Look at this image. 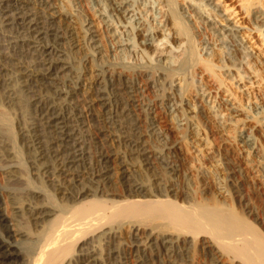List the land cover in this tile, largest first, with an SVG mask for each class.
Masks as SVG:
<instances>
[{"label":"bare ground","instance_id":"bare-ground-1","mask_svg":"<svg viewBox=\"0 0 264 264\" xmlns=\"http://www.w3.org/2000/svg\"><path fill=\"white\" fill-rule=\"evenodd\" d=\"M34 1L0 0V192L14 220L12 237L28 243L25 264H133V258L136 264H264L257 228L264 224L256 220L257 208L243 204L242 171L231 170L235 210L213 198L205 176L184 192L174 180L184 174L185 160L170 161L180 156L177 135L186 141L208 132L202 107L189 113L185 97L197 94L206 102L208 91L220 103L227 81L236 86L235 79L246 83L255 74L264 82V63L244 39L253 40L252 32L264 37V0H159V10L152 0H86L97 24L84 16L82 0H66L71 12L54 0ZM237 14L252 24L243 36ZM163 40L173 46L169 62L152 55ZM169 102L180 124L157 129L151 114ZM231 104L222 105L235 112ZM252 115L246 118L262 123L264 103ZM252 132L237 136L246 158L257 146ZM94 134L116 136L126 147L118 170L122 200L112 199L118 191L110 156L88 158L85 137ZM137 136L157 141L155 152L161 148L157 154L171 170L167 180L137 179L151 165L148 141L139 145ZM125 227L133 231L131 244L121 238ZM114 239L123 241L114 246Z\"/></svg>","mask_w":264,"mask_h":264},{"label":"rangeland","instance_id":"rangeland-1","mask_svg":"<svg viewBox=\"0 0 264 264\" xmlns=\"http://www.w3.org/2000/svg\"><path fill=\"white\" fill-rule=\"evenodd\" d=\"M28 1L30 3H35L34 0H32L33 2L31 0H28ZM143 1H145V0H143ZM152 1L156 3L155 8L158 7V5H159L158 1L159 0H152ZM54 3L56 5H59V6L60 5L65 6V8L67 10H69L70 12L72 11L71 9H69L70 7L68 6V3L66 2V0H54ZM87 5L88 4H87L86 0H82L84 16L86 18H88V20L90 22L96 21V18L93 16L94 14L91 12V10L88 8ZM228 5H230V3H228ZM35 7L39 8L37 5ZM160 8H162V6H159L157 9L159 10ZM140 10H143L142 7ZM148 16H149L148 18H150L151 13H149ZM234 17H237V18L235 19ZM234 17H232L233 19L232 18L231 19L232 20L235 19V21L239 22V24L242 26L241 27L242 33L240 35L243 36V34H247L246 32H248V28H250L252 24L245 22L246 17L244 15L237 14ZM72 20L75 22V26L79 28V26H77V24H76L77 20H75V18H73ZM151 20H153V18ZM98 22L99 21H96L95 24H97ZM100 29H102V30H100ZM79 30H80V28H79ZM79 30H77V32H79ZM99 30L98 31L101 34H103L104 31H103L102 26L99 28ZM251 37L254 39L250 40L251 38L248 39L247 35L244 36V39H246L245 43L248 44L247 45L248 47L251 46V48H252L251 50H253V52L256 53L255 57L256 56L259 57V59L262 60V62L264 63V46L262 45L263 44L262 40L264 41V37L261 36L259 38V35L257 36L255 32H252ZM82 44H81V47H84L83 42H82ZM154 47H156V53L152 54L154 59H158V60L162 59L165 62H169V60L167 59V56L169 54L168 50H170L169 49L170 47L173 49V46H171L169 43H167L166 40H163L162 42H156L154 44ZM83 51H85V50H83ZM173 52H174V55L177 56L180 53V50H177L174 48ZM81 55H82V53H81ZM81 55H78L79 57L76 56L75 58L77 61H78V59L79 60L82 59L80 61L84 62L88 57H84L86 55H83V57L85 58V60H84V58ZM106 60L111 61V59L109 57H107ZM87 62H88L87 63L88 67L93 69L92 65H91L92 62L89 63V59H87ZM144 62H145V60H144ZM262 65L264 66V64H262ZM255 76H256L255 74H252V76H251V78L253 77L251 79L252 82L246 81V83L244 81L238 82L239 79H235V81H237L236 86H231V83L227 81L228 84L226 83V85H228V86H224V87H226L225 89L223 87V91L226 90L224 92L225 96H224L223 101L220 99V103H219L220 95H218V97L216 99L213 94H211L209 96L208 91L204 93V99L206 100L207 103L203 100V98H199V95H197L196 93H195L196 95L193 94L194 96L185 97L186 99L184 98V101H185V107L184 108L188 112L189 111L192 112L195 105L202 107L200 109L203 112V117H204L203 122L204 123L206 122V127H207L208 132H206V135H205V133L202 134V132H200V134L197 138H194V139L190 138L191 140L187 139L188 141L187 140L182 141V140L178 139L180 135H177L176 140H178L177 142L179 143V147H180V152H179L180 156L178 155L179 160L177 158H175V159H170V161L176 162L175 166H177V163L180 164L181 163L180 161L185 160V162L183 163V166H184L183 173L184 174L182 175L181 179L178 182H177V180L176 181L174 180V183L176 182L175 184L178 185L184 192H187L189 190L191 191V188L193 189L196 185L199 184V182H200L199 176H201V177L205 176L206 184L208 185V188L210 189V192H211L210 194H212L213 198L215 200H217L219 203H222L221 205H223L224 207L228 208V206H229L231 208L232 206H235V210L237 209V206L235 205L236 204L235 200H233L234 199L233 194H234L235 190H234V187H232V186H234V182L231 181L232 180L231 178H233L232 177L233 174H231V172L233 173V171H231V170L237 169V168H238L237 170H241L243 173V179L240 178L239 180H241L240 181L241 187H242L241 189H242V193H244L243 204L248 203L247 205H250V208L251 207H253L255 209L257 208L255 210V212H256V216L257 215H259V216H257V217L255 216L256 220L258 221V223L263 222V224H264V220H263L264 219V176H263L264 175V173H263L264 172V163H263L264 162V121L258 125L256 123V121H253V119L249 120L246 118V116H248L249 114L251 116H253L252 112L259 109V107H261L264 103V99H263L264 98V96H263L264 95V82L262 83V81H259V78H256ZM234 78H236L235 75H234ZM65 84L67 85L70 83H65ZM181 84L182 83H180L179 80H176L174 87L176 89H179L182 86ZM81 87H84V88L78 90V94L79 93L81 94V95L79 94V96H82L83 89L85 91V88H86L85 86H81ZM228 87H229L230 92L232 91L234 93V95H236V98L229 95V92H227ZM231 87H233L232 90H231ZM236 87H240V89L235 90ZM202 93H203V91L201 92V94ZM247 93H248V95H247ZM246 97H249V100H247ZM225 99H227L229 101V103L230 102L232 103L231 107L236 109L235 112L229 111V107L226 106L227 107V109H226L224 107V105H222L224 103ZM239 101H242V102H239ZM244 104L245 105L247 104L248 106H250V108H252V110L249 113L247 110V114L245 112V108H243ZM220 105H221V107H220ZM167 106H168V108L166 107V109H161V110L156 108L157 110L156 111L154 110L155 115L151 114V117H155L154 118L155 122H156L155 126H157V129L160 126L159 128L162 127L165 130L168 128H174L180 124L179 123L180 121L176 117H174V115L175 114L177 115V113H176V111H174L175 107L173 105V102H169V105H167ZM143 114L144 113L141 112L140 116L144 119L143 116H145V115H143ZM250 115L248 117H251ZM91 124L93 125L95 123L89 122L90 126H91ZM97 125L100 128L102 126H105V124L103 122H101L100 124H97ZM250 132H252L251 134L256 139V145L257 146L255 147L256 149H254V151L251 152L250 157L246 158V156L248 155V153L246 151H248V150L244 147V144L240 142V140L237 138V136L241 135L243 133L249 134ZM94 135H95L93 137L94 139H91V138L87 139L85 137V142H88V145L86 143V150L88 149L87 150L88 158L91 161V160H93L92 158L96 157L97 155H98V157L101 156L102 154H104L106 156L107 155L110 156V159L112 162V164L109 165V167H110L109 168V175L112 174V175H110V177H111L110 180H112L111 182H113V185L115 186L116 191L119 192V193L116 192L117 195L113 196L114 198L112 197V199L122 200L125 197V194H124L125 192L123 189L124 187H122V184L120 183L121 175L118 172V170L121 169V164H123L125 158H126L125 161H127L128 156H126V147L124 146V143L122 144L121 142H119V143L117 142L119 140L116 138V136L114 137L112 135L109 136V135H103V134H101V135L100 134H98V135L94 134ZM140 139L141 138L137 136L136 141H137V143H139V145H141L140 143H142L143 141L144 142L148 141L146 144V150L150 151L149 156L151 158H150L149 162L151 163V165L149 167L150 168L149 170L144 169V167H143L142 172L140 170L139 174L137 175V176H139L137 179L140 181H148L147 178L150 177L149 181L153 184H155L157 182H161V180H164V179L167 180L168 178H166V177L170 175V174H168L170 169H169V166L167 164L162 162L163 160H166V159L165 158L163 159L161 156L159 157V154H160L159 150L161 148L160 147L158 148L157 153H159V154H157L155 152V151H157V145H158L157 141H155L153 139L148 140L149 139L148 137H146L145 139L142 138L141 141H140ZM102 140H104V141H102ZM179 140L182 141L183 144H181V142ZM154 141H155V143H154ZM94 142H95V144H94ZM113 142H115V143H113ZM156 143H157V145H156ZM154 144H155V146H154ZM258 144H260V145H258ZM102 146L104 149L102 148ZM140 147H138L137 145L132 146V148L134 150L138 149ZM154 147H156V149ZM151 148H153V149H151ZM141 149L143 150L142 147L140 148V150ZM101 151L102 152L104 151L106 153H104V152L102 153ZM115 163H116V165H115ZM162 168H163V170H162ZM166 168H168V170ZM1 169H0V171L2 172L4 169H2V170ZM145 170H146V173H145ZM122 171H123V169H122ZM151 171H153V172H151ZM1 172H0V174H1ZM161 172L162 173L164 172V173L162 174ZM170 172H171V170H170ZM164 174H167V175H165V177H164ZM188 175H190V176H188ZM145 176H146V178H145ZM160 176H163V179H158V178H162ZM197 176H198V179H197ZM229 176H230V178H229ZM226 178H228L230 181L225 182ZM106 183H107V181H106ZM232 183H233V185H232ZM3 184L4 183H2V178L0 175V191L1 192L4 189ZM226 184H228V185H226ZM226 186H229V187L231 186V188H230L231 190L229 189V187H228L229 190L226 189L227 188ZM187 188H188V190H187ZM228 191H230V192H228ZM1 192H0V198H1V200H0V248H4V249L1 250L2 255H0V264H25V260H23V258H21V257H23L24 254H27V250H26L27 246L26 245L28 243L26 242V240H23L25 242V243H23V241H21L19 238L12 237L13 235L10 233V230H13V228H14L13 227L14 226L13 225L14 220L12 219L10 213H8L9 212L8 208L5 205L6 201L3 198ZM261 193H262V195H261ZM233 202H234V204H233ZM238 206H241V205H238ZM251 219H253V218H251ZM257 228L260 229V230L258 229L259 231L262 230L261 232L264 235V229H263L264 227H262L261 225H258ZM146 231L147 230H145V228H144L142 230L143 233L140 232V234H142L141 236H142L143 240L145 239V235L147 233ZM132 234H133V231L131 228H127V227L124 228L122 235H121V238L124 241H126V242H124V245L127 243L131 244L132 242H134L133 237L131 236ZM3 236H5V238ZM120 240L114 239V241H113L114 246H116L117 245L116 243ZM123 240H121V242ZM28 242H30V241H28ZM17 255H18V257H17ZM5 256H6V259L2 260L1 257H5ZM134 261H136V258H133L131 260V262L133 264H136V262L134 263ZM223 262H224V264H226L225 261H222V264H223Z\"/></svg>","mask_w":264,"mask_h":264}]
</instances>
